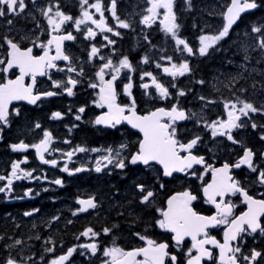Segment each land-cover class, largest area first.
Here are the masks:
<instances>
[{"label": "flooded vegetation", "instance_id": "flooded-vegetation-1", "mask_svg": "<svg viewBox=\"0 0 264 264\" xmlns=\"http://www.w3.org/2000/svg\"><path fill=\"white\" fill-rule=\"evenodd\" d=\"M96 2L97 0H88L89 4ZM25 3L27 7L22 13L6 12L5 16L0 17V84H5L9 80H16L21 74L20 68L16 65L8 68L7 60L10 49L5 42V37L16 42L22 50L32 48L33 56L44 54L45 49L39 47V45H47L51 35H66L70 32L75 38L71 41H64L62 45V49L70 57V61L55 60L56 67L45 69L43 75L37 73L35 81H33V76L30 73L23 78L26 87L32 85L34 94L48 91L57 94L49 97L42 96L36 104H30L27 100L11 101L8 106V123H0V148H4L3 155H1L2 151L0 150V177H5V179L0 180V187L7 184V178L12 173L13 163L19 164L17 174L21 176L20 179L13 180L11 192L0 193V209L9 208L13 212L15 211L16 202L21 201L20 196L17 195V186L18 184L21 186L24 182L25 184L32 182V175L35 173L33 168L41 166L44 168L43 170L60 169L63 171V166L66 164L65 159L61 158L60 161L55 159L62 153L59 149L61 144L69 143L66 139L55 137L53 133L61 130L65 131L66 114H69L67 122L73 121V131L81 133L89 128L105 136L104 138H97V142L95 141L94 146L90 148L104 147L108 150L111 149L112 156L117 159L123 158L126 162L124 169L116 168L114 164H107V161L102 158L108 156L109 152L103 156H94L90 161L82 162L85 165L83 166L85 170L89 168L94 173L109 172L112 177H117L123 182V190L117 192L120 195L122 204L121 220L116 222L110 220L109 223L125 224L123 229L127 241L121 249L133 251L147 247V239H151L157 243L168 244L166 249L168 255L164 257V264H173L172 256L176 257L175 264H188L189 259L198 255L197 249L192 247L193 240L191 236H185L177 244L173 240L174 233L161 229L157 224L158 220L163 219L161 213L167 210L168 200L185 191L196 197L195 200L191 201L190 207L200 216H217L216 204L221 203L222 200L224 204L232 205L231 215L227 217V223L207 227L205 229L206 235L205 233L197 234L198 240L213 238L218 244H223L224 233L228 229V224L232 219L247 212L248 204L244 196L238 191L226 192L223 198L216 196V203L209 202L204 193V188L213 181L212 169L222 168L227 163L230 166L228 175L238 182L239 187L243 188L253 199L264 200V183H260L259 180L260 172L264 171V139H262L264 137V110L255 113L249 112L248 116L240 115L237 111V115H240L237 123L241 126L231 131L235 142L228 140L226 135L213 136L212 128L206 126L211 125L213 122L228 119L230 109L225 108V103L229 101L237 105V110L242 107V104L238 101L249 102L258 109H264V68H217L215 79L209 76L205 83L199 82L200 86L193 84L185 87V79L192 72H197V69H199L200 72L204 73V68H200L196 64L198 59L205 56H201L197 49L200 45V37L202 35L217 34L224 26L223 16L222 27L218 28V31L204 33V25H198L200 19L189 15L190 9L187 8L185 0H173V12L176 15V22L180 25L177 35L193 49V53L189 54L183 51L182 45L175 43L170 34L164 32L161 25L165 12L163 8L156 10V18L151 24L141 23L142 17L148 14L147 9L150 7L148 0H116V14L121 20H125L130 24L129 28H122L117 25L110 11L112 0H100L104 10L105 23L114 29L113 32L101 31L91 21H86L84 25L80 26V30H77L74 22L76 19L82 18V10L86 7L81 5L80 0H25ZM48 7L53 9L52 14L58 8L73 19L63 24L59 32H53L48 25L47 18L42 15V10ZM87 10L92 13L94 19L99 20L100 13L96 12L94 8H87ZM9 20L12 21V24L8 23ZM194 21H196V24ZM238 21L229 30L227 36L235 28ZM89 27L96 32V35L86 38ZM115 32H119L120 35H115ZM105 36L115 41V43L108 44V41L104 39ZM93 46L99 51L97 55L90 58ZM48 50L49 55H56L55 45L49 46ZM229 52L238 53L240 51L238 46L233 44ZM124 57L128 58L131 68H121L117 79L113 81V87L116 91V103L122 107L128 106L125 107L124 115L130 113L128 109L131 107L133 100L135 101L134 110L140 116L147 115L160 108L170 110L173 105H176L178 109L185 111L186 120L173 123L170 118H165L161 122L175 127V138L184 144L196 138V136L182 139L183 129L191 126L196 128L201 135L191 153L197 157H203V164H196L186 172L172 173L171 176L164 177L163 170L155 163H150L147 166L127 163L132 154L138 151L142 137L137 132L129 129L123 121L116 124L115 127L95 123L97 117L108 112L106 104L97 105L100 80L96 73L109 59L112 60L114 68L119 66L120 60ZM168 57L172 59L168 60ZM145 58H147V62H145ZM183 62L189 64L190 71L182 76L173 77L163 71L165 67L171 68L172 64L179 65ZM227 64L230 65L228 61H225V65ZM69 66L74 67L76 71L68 72L67 68ZM194 66H197V69L194 70ZM5 68H8V70L4 71ZM113 68L105 70V80H111L112 76L116 75ZM81 69H83V74H79ZM145 73H151L152 75L145 76ZM69 77L77 80L78 83L74 86L69 85L67 83ZM153 77L168 89L169 95L167 97L162 98L160 96L152 83ZM178 80L184 82L181 84V89H177ZM53 81H61L64 86L72 87L73 95L69 96L63 87H54ZM129 83L131 84L129 90L131 95L124 90L125 85ZM92 84L98 86L93 88L91 87ZM145 84L148 85L147 88L143 87ZM208 85L209 90H206ZM180 91H183L184 95H179ZM201 97L204 99H201ZM178 100L183 101V105L189 107V110L178 104ZM88 101L92 102V108L85 107ZM81 103L83 105H79ZM202 105L206 108L202 109ZM81 107L85 109L83 113L79 112ZM200 107L201 109H199ZM54 112H60L61 117L54 118ZM77 116H80L79 120L76 119ZM253 123L257 127L253 128ZM37 124L40 125L39 128L36 127ZM45 131L51 133L52 136L45 159L46 161H57L56 165L41 164L35 157V148L32 146L40 143L44 138ZM77 132L76 139L72 142L73 151L78 147H82L81 138L80 135L77 136ZM129 132H131L130 136ZM21 142L28 145V147L13 150L11 146ZM121 145L125 147L121 148ZM245 149H250L254 153L253 166L255 171L247 165H241L239 168L234 167L243 156ZM74 153L76 154V152ZM117 153H119L118 156ZM179 154L181 156L186 155L184 152H179ZM97 161H100L102 165L100 172L95 171ZM103 165L107 166L104 167ZM206 165H210L211 168L206 170ZM69 166L70 163L68 164V170L71 171ZM77 167L80 168L79 161ZM23 173H30L31 176L24 177ZM132 180L135 181L136 185L143 184L146 191L153 192L149 202H141L142 195L146 192L141 193L136 186L135 188H131L130 185V188L128 187L129 181ZM25 192H28V190H25ZM25 192L23 193L24 196ZM25 200L30 201L31 194L25 196ZM260 221L264 226V214L260 217ZM11 224H15V221L12 220ZM128 226L135 228L130 229ZM245 228H247L246 225ZM140 236H144L146 239L141 240ZM96 237L97 235H83V242L79 244L83 250L90 252L89 256H92L91 258L95 257L96 252L93 253L90 249L82 246L95 243L94 239ZM229 244L233 249L240 248L238 253L228 252L225 254L226 256L235 255L237 264H249V260H246L245 257L250 258L253 250L260 252L261 255L256 260L251 261V264H264V234H261L259 229L255 233L246 230L236 240L230 241ZM110 248L113 247L106 249ZM204 248L211 253V256H202L200 264H224L221 260L220 248L216 244H205ZM106 249L101 251L105 261L109 259L104 255ZM9 251L11 250L9 249ZM7 256L6 253L0 255V264H5L9 258ZM12 258H15L18 264H22L19 261L20 257ZM136 259L143 261L144 256L139 254Z\"/></svg>", "mask_w": 264, "mask_h": 264}, {"label": "snow or ice", "instance_id": "snow-or-ice-1", "mask_svg": "<svg viewBox=\"0 0 264 264\" xmlns=\"http://www.w3.org/2000/svg\"><path fill=\"white\" fill-rule=\"evenodd\" d=\"M186 3L191 7L190 0H185ZM81 5L86 6L82 10V18L75 20L74 24L77 30H80V26L84 25L86 21H91L96 28L101 31L113 32L114 29L109 27L105 23L104 10L100 3V0H97L94 4H89L88 0H80ZM150 7L147 9V15H144L141 19V23L149 25L156 18V10L158 8H163L164 19L161 21V25L166 34H170L171 37L175 40L177 45L183 46V51L188 52L189 54L193 53V49L189 47L188 43L179 38L177 33L179 32L180 25L176 22V15L173 12V0H148ZM256 0H232L231 5L228 7L227 13L224 15V26L223 28L215 35H202L200 37L201 46L199 48V54L201 56L206 55L209 52V49L217 44L218 41L222 40L229 33L230 28L236 23L238 18H240L241 13L246 10L257 8ZM27 5L25 0H0V17H3L7 13L18 14L22 13L26 9ZM87 8H94L96 12L100 13L99 20L94 19L92 13H90ZM110 11L115 18L117 25L122 28H129L130 24L125 20H121L116 14V0H112ZM53 9L48 7L47 9L42 10V15L47 18L49 27L53 32H59L61 26L66 22L72 20L73 18L69 15L64 14L58 8L54 14ZM9 24H12V21H8ZM261 27H252V32L260 34L264 37V32H262ZM115 35H120L119 32H115ZM96 32L89 27L86 32V38L94 37ZM75 37L72 33L66 35H51V38L48 40L47 45L40 44L39 47L44 48V54L42 56H33L32 48L22 50L19 45L11 39L5 37V42L7 43L10 51L8 52L7 65L8 68H11L13 65H16L20 68V76L16 80H9L5 84H0V123L7 124L9 117V103L13 100H27L30 104H36L41 97H49L56 95L57 93L48 91L44 93L34 94L32 85L25 86L23 83V78L26 74H32L33 81H35V76L37 73L43 75L45 74V69L55 68V60H65L70 61V57L66 55L62 49L64 41H71ZM108 41V44H113L115 41L110 40L107 36L104 37ZM55 45L56 55H49V46ZM258 47L264 49V38L260 39ZM98 49L93 46L90 52V58L98 54ZM171 60V57L167 58ZM247 59V57H245ZM147 62V58H145ZM159 66V65H158ZM8 68H5L4 71H7ZM113 68V62L111 59L105 63L100 70L96 73V76L100 80V93L99 101H97L98 106L104 104L108 107V112L103 116L97 117L95 120L96 124H103L115 127L116 124H119L121 120H127L133 128H138L140 132L143 133V139L139 142V149L136 153L132 154L131 158L127 163L138 164L142 163L144 165H149L150 161H156L159 164L163 165L164 175L171 176L174 171L186 172L188 169H191L193 164H203V157H197L191 153V149L199 141V137H196L189 141L187 144L180 143L176 137V129L170 124H165L161 122V116H167L170 118V121L173 123L175 121H180L186 119L185 112L178 109L176 105H173L170 110H165L163 108L157 109L155 112H151L144 116H138L135 113V101H132L129 111L131 112L130 116L124 115L125 107H122L116 103V91L113 87V81L117 79L121 68H131V64L127 57H124L120 60L119 66L114 67L113 71L116 75L112 76L111 80H105L104 74L105 70ZM63 71V69H61ZM68 72H74L76 69L69 66L67 68ZM165 73L172 75L173 77L182 76L185 73L190 71L189 64L187 62L180 63L179 65L172 64L171 68L165 67L163 69ZM79 74H83V69L80 70ZM145 76H151V73H145ZM67 83L69 85H76L77 80L69 77ZM152 83L155 85L158 93L162 98L169 95L168 89L165 88L162 84L157 82L155 77L152 79ZM203 83V81H201ZM53 86L60 88L63 87L64 91L69 95H73L72 87L64 86L61 81H53ZM98 85L92 84L91 87L95 88ZM144 88H147L148 85H143ZM131 84L125 85V92L129 95ZM243 91V89H242ZM179 95H184L183 91L179 92ZM201 99H204L201 97ZM242 104L237 110V105L231 101L225 103V108L230 109L228 111V119L226 121L213 122L211 125H206L207 127L212 128V135H226L228 140H233L231 131L234 128H238L241 125L237 123L240 119V115L248 116L249 112H258L264 109H258L252 103L245 101H238ZM85 109L81 107L79 109L80 113H83ZM237 111L240 115H237ZM54 118H60V112L53 113ZM77 120L80 119V116L76 117ZM37 128L40 127L39 124L36 125ZM253 128L257 127L255 123L252 125ZM264 139V137H262ZM52 141L51 133L48 131L44 132V138L40 141L39 144L33 145L36 149L37 155L40 156L43 160V153L49 150V144ZM13 150L25 149L28 145L23 142L19 144H13L11 146ZM125 147L121 145V148ZM180 150H184L189 154L187 156H181L179 154ZM86 149L78 147L73 152L67 153V156L71 158L74 155V152H83ZM96 151V149H93ZM109 155L104 156L102 159L107 161V164H114L116 168L124 169L126 167V162L123 158L117 159L112 156L111 149L108 150ZM119 153H117V156ZM253 155L254 153L250 149H245L243 156L240 158L237 164L234 167L239 168L241 165H247L249 168H252L255 171L253 166ZM45 163H51L56 165L55 160L44 161ZM106 167L107 165H103ZM229 165L225 163L222 168L212 169L213 181L211 184H208L204 188V193L208 197V201L211 203H216L215 197L220 196L224 197L226 192H240L244 196L245 201L248 204V211L243 213L241 216L236 217L231 220L228 224V229L224 233V243L218 244L217 241L213 238H206L204 240H198L197 234L205 233V229L211 225H219L227 223V217L231 215L232 205L224 204L223 200L221 203L216 204L217 207V216L205 217L200 216L192 210L190 207L191 201L195 200L196 197L193 196L190 192L185 191L178 193L177 195L171 197L168 200V208L165 211H162L163 219L157 221L158 226L161 229H166L174 233L173 240L179 244L185 236H191L193 240L192 247L197 249L198 255L192 257L188 260V264H200V258L202 256H211V253L204 248L205 244H216L220 248L221 260L224 264H237V259L235 255L226 256L228 252L238 253L240 248L236 247L235 249L230 247L229 242L236 240L237 237L245 232L246 230H251L252 233H255L258 229L261 234H264V226H262L260 217L264 214V200H255L241 187H239L238 182L235 181L232 177L228 175ZM102 165L100 161H97V166L95 171L100 172ZM211 168L210 165H206V170ZM19 169L18 163L12 164V173L11 176L7 178L8 182L5 186L0 187V193L11 192L12 191V182L14 179H20L21 176L17 174ZM83 169L77 168L76 172L82 171ZM63 171L68 172V168L65 167ZM24 177H30V173H23ZM5 179V177H0V180ZM260 183H264V171L260 172L259 176ZM57 185L62 184L60 179L54 181ZM136 187L142 195V203L149 202L150 198L153 196L152 191H146L143 184H137ZM31 190L25 192V196L29 195ZM79 203L82 207L79 211H86L88 208H95L96 204L93 199L80 200ZM36 211V210H34ZM75 214V213H74ZM24 215H31L30 212H25ZM53 219H56L55 217ZM245 225L247 228H245ZM110 230L105 228L104 232L107 233ZM96 236L97 233L93 232L92 229H87L82 235ZM139 235V234H137ZM206 235V233H205ZM141 240H145L146 237L140 236ZM15 244H21L20 240H16ZM82 247L90 249L93 253L96 252L97 246L95 243L83 245ZM168 248L167 243H157L154 240L147 239V247L138 248L133 251H124L121 248L113 247L106 249L104 255L109 259L104 262V264H164V257L168 255L166 249ZM52 251V249H48ZM74 249L69 248L66 255H62L51 261V264H64V261L68 260V257L71 256ZM191 251V250H190ZM142 254L144 256L143 261H138L136 259L137 255ZM261 255L260 252L253 250L251 257H245L246 260L251 261L256 260L257 257ZM173 264H175L176 257H171ZM5 264H18V261L15 258L9 257Z\"/></svg>", "mask_w": 264, "mask_h": 264}, {"label": "trees", "instance_id": "trees-1", "mask_svg": "<svg viewBox=\"0 0 264 264\" xmlns=\"http://www.w3.org/2000/svg\"><path fill=\"white\" fill-rule=\"evenodd\" d=\"M230 1L190 0L191 7L187 3V8L190 9L191 17L200 19L198 25H204V33H209L222 26L223 12ZM256 3L257 10L241 16L229 36L211 48L207 55L197 60V66L204 68V73L194 66L197 72L194 71L186 77L185 87L193 84L200 86L199 82L205 83L209 76L215 79L217 68H264V49L258 47L260 39L264 37L252 32L253 26H264V0H256ZM194 23L196 24V21ZM233 44L238 46L240 52H229ZM225 61H228L232 67L225 65ZM182 83H184L182 80H178L177 89H181ZM91 103L88 101L85 107L92 108ZM178 104L189 110V107L183 105V101L178 100ZM66 115L65 131L53 133L55 137L66 139L69 143L61 144L59 148L61 152L73 151L72 142L76 139L77 132L72 129L73 121L67 122L70 115ZM183 134L182 139L201 135L192 126L184 128ZM78 135L82 147L86 148L94 146L97 138L105 137L89 128L84 132H77ZM0 150L3 155L4 148L1 147ZM31 156L33 157L32 151ZM78 161L79 167L83 170L76 172ZM85 161L88 160L77 154L69 166L71 169L69 172L60 169L43 170L41 166L33 168L35 173L32 175V182L28 184L24 182L21 186L18 184L17 195L20 196L21 201L16 202L15 211L9 208L0 209V255L6 253L7 257H20L19 261L22 264H51L58 255L69 248H74V254L66 264H103L105 262L101 255L103 249L122 248L126 244L127 239L123 229L125 224H109L110 220H115L114 222L121 220L122 204L117 192L123 190V182L117 177H112L109 172L94 173L89 168L85 170L83 168L85 165L82 163ZM57 179H60L62 184L54 183ZM129 185L135 188L136 183L132 180ZM25 190H31L30 201L25 200L23 195ZM86 197H93L97 205L89 211L80 212L77 201ZM25 212H30L31 215L26 216ZM54 217L56 219H53ZM12 220L15 224H11ZM131 226L128 228H135ZM89 228L97 233L94 239L97 246L94 258L89 256L88 250H83L79 246L83 242L82 233ZM105 228L110 231L105 233ZM16 240H20L21 244H15Z\"/></svg>", "mask_w": 264, "mask_h": 264}, {"label": "water", "instance_id": "water-1", "mask_svg": "<svg viewBox=\"0 0 264 264\" xmlns=\"http://www.w3.org/2000/svg\"><path fill=\"white\" fill-rule=\"evenodd\" d=\"M231 2H232V0L229 2V4L227 5V7L225 8L224 13H223V18H224L225 13H227L228 7L231 5ZM257 5H258V4H257ZM257 9H258V6H257V8H255V9L246 10L245 12L241 13L240 18H241V16H243L244 14L249 13V12H253V11L257 10ZM240 18H238V20H239ZM238 20H237V21H238ZM237 21H236V22H237ZM224 23H225V20H224ZM235 24H236V23H235ZM235 24H234V25H235ZM234 25H233V26H234ZM233 26H232V27H233ZM232 27H231V28H232ZM231 28H230V29H231ZM106 107H107V106H106ZM107 108H108V107H107ZM155 111H156V110H155ZM155 111H153V112H155ZM166 111H167V110H166ZM183 111H184V110H183ZM184 112H185V111H184ZM135 113H136V112H135ZM130 115H131V112L128 113L126 116H130ZM136 115H138V114L136 113ZM185 115H186V113H185ZM138 116H140V115H138ZM165 118H169V117H167V116H161V117H160L161 120H162V119H165ZM185 120H186V119H184V120H180V121H177V122H184ZM121 121H123L124 124H125L126 126L129 127V129H131V130L137 132V133L142 137V139H143V133L140 132V130H139L138 128H133L132 125L129 124L127 120H121ZM186 144H187V143H186ZM193 148H194V147H193ZM138 149H139V148H138ZM191 150H192V149H191ZM191 150H190V151H191ZM179 152H184V153H186L185 156H187V155L189 154L188 152H186V151H184V150H180ZM46 153H47V151L43 153V160H41L40 156L37 155V152H36V149H35V157H36V159L38 160L39 163H41V164H44V163H45L44 161H46V159H45V154H46ZM150 163H155V164H157V165L163 170V174H164V168H163V165L159 164V163L156 162V161H150L149 164H150ZM138 164L144 165V164H142V163H138ZM194 165H196V164H193V166H194ZM144 166H145V165H144ZM193 166H192V167H193ZM173 173L180 174V173H182V172L174 171ZM164 177H168V176H165V175H164ZM90 198H91V197H88V198H80V199H78L77 203H78L79 207H80V208L82 207V205L79 203L80 200H88V199H90ZM91 199H93V198H91ZM93 201H94V203L96 204V202H95L94 199H93ZM90 209H92V208H88L86 211H88V210H90ZM86 211H82V212H86ZM67 252H68V250H66L64 253L58 255L56 258H58V257H60V256H62V255H66ZM73 253H74V251L72 252L71 256L68 257V260L73 256ZM68 260L64 261V264H66Z\"/></svg>", "mask_w": 264, "mask_h": 264}, {"label": "rangeland", "instance_id": "rangeland-1", "mask_svg": "<svg viewBox=\"0 0 264 264\" xmlns=\"http://www.w3.org/2000/svg\"><path fill=\"white\" fill-rule=\"evenodd\" d=\"M222 27V26H221ZM220 28V27H219ZM218 31V30H217ZM215 35V34H214ZM199 42H200V40H199ZM219 42V41H218ZM200 46H201V43H200V45L197 47V49H198V52H199V48H200ZM211 49V48H210ZM206 90H209V85H208V89H206ZM203 108H206L204 105H202V109ZM199 109H201V107L199 108ZM203 121V120H202ZM81 148H84V149H86V151H83L82 153H78V152H76V154L74 153V155L71 157V158H69L68 156H67V153H69V152H73V151H67L66 153L64 152H62V153H60L59 155L60 156H57L56 157V159L55 160H57V161H60L61 160V158H64L65 160V162H66V164L63 166V169L65 168V167H67L68 168V164L70 163H72L73 162V159H75V157H76V155L77 154H81V156H84L85 157V160H88V161H90V160H92V158H94V156H103L104 154H107L109 151H108V149H105L104 147H102V148H86V147H81ZM93 149H96V151H93ZM49 161H51V160H49ZM56 161V162H57ZM57 164V163H56ZM48 165L49 166H52V164L51 163H48ZM87 165V164H86ZM131 183V181H129V183H128V187H129V184Z\"/></svg>", "mask_w": 264, "mask_h": 264}]
</instances>
